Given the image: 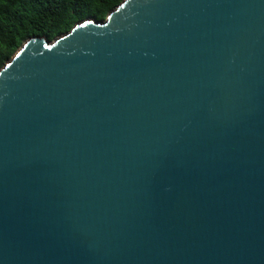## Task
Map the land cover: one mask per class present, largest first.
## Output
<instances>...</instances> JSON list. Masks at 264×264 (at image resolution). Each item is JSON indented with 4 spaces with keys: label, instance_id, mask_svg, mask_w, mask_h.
I'll use <instances>...</instances> for the list:
<instances>
[{
    "label": "water",
    "instance_id": "1",
    "mask_svg": "<svg viewBox=\"0 0 264 264\" xmlns=\"http://www.w3.org/2000/svg\"><path fill=\"white\" fill-rule=\"evenodd\" d=\"M0 264H264V0H123L26 40Z\"/></svg>",
    "mask_w": 264,
    "mask_h": 264
},
{
    "label": "trees",
    "instance_id": "2",
    "mask_svg": "<svg viewBox=\"0 0 264 264\" xmlns=\"http://www.w3.org/2000/svg\"><path fill=\"white\" fill-rule=\"evenodd\" d=\"M122 1L0 0V70L29 38L55 40L85 19H105Z\"/></svg>",
    "mask_w": 264,
    "mask_h": 264
}]
</instances>
